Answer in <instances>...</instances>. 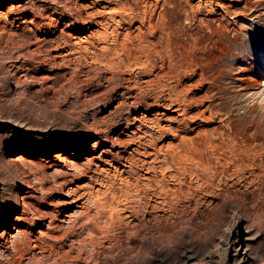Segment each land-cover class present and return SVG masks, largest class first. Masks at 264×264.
I'll list each match as a JSON object with an SVG mask.
<instances>
[{
	"label": "rangeland",
	"instance_id": "obj_1",
	"mask_svg": "<svg viewBox=\"0 0 264 264\" xmlns=\"http://www.w3.org/2000/svg\"><path fill=\"white\" fill-rule=\"evenodd\" d=\"M255 78L264 0H0V264H264Z\"/></svg>",
	"mask_w": 264,
	"mask_h": 264
},
{
	"label": "bare ground",
	"instance_id": "obj_2",
	"mask_svg": "<svg viewBox=\"0 0 264 264\" xmlns=\"http://www.w3.org/2000/svg\"><path fill=\"white\" fill-rule=\"evenodd\" d=\"M107 2V1H106ZM102 6V5H101ZM106 6V5H105ZM103 7V6H102ZM137 17V16H136ZM82 24V23H81ZM156 26V25H155ZM75 29V28H74ZM61 43V42H60ZM65 48V47H64ZM173 66V65H172ZM254 81H253V86H254V88H256V87H261L263 84H264V80H263V82H261V80L260 79H253ZM258 93V92H257ZM134 100V99H133ZM169 100H171V99H169ZM178 102V101H177ZM133 103V102H132ZM153 104V103H152ZM132 105V104H131ZM154 105V104H153ZM170 105H172V104H170ZM175 105V104H174ZM180 105V104H179ZM178 105V106H179ZM177 106V105H176ZM177 106V107H178ZM171 107V106H170ZM179 108H177V110H178ZM176 110V111H177ZM180 110V109H179ZM175 111V110H174ZM135 119V118H134ZM194 149H195V147H194ZM116 151V150H115ZM60 158V157H59ZM109 160V159H108ZM106 163V162H105ZM110 165V164H109ZM118 168V167H117ZM75 191V190H74ZM77 192V191H76ZM81 193V192H80ZM73 194V193H72ZM77 198V197H76ZM77 199H75V201H76ZM63 201V200H62ZM63 203V202H62ZM66 203V202H65ZM71 205V204H70ZM67 215V214H66ZM72 215V214H71ZM68 217H70V216H68ZM64 221V220H63Z\"/></svg>",
	"mask_w": 264,
	"mask_h": 264
}]
</instances>
